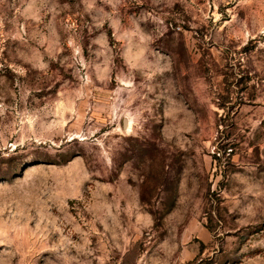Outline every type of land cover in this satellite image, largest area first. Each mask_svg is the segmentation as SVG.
<instances>
[{
    "label": "rangeland",
    "instance_id": "rangeland-1",
    "mask_svg": "<svg viewBox=\"0 0 264 264\" xmlns=\"http://www.w3.org/2000/svg\"><path fill=\"white\" fill-rule=\"evenodd\" d=\"M0 264H264V0H0Z\"/></svg>",
    "mask_w": 264,
    "mask_h": 264
},
{
    "label": "bare ground",
    "instance_id": "bare-ground-1",
    "mask_svg": "<svg viewBox=\"0 0 264 264\" xmlns=\"http://www.w3.org/2000/svg\"><path fill=\"white\" fill-rule=\"evenodd\" d=\"M127 125H128V127L130 126L129 121H128V124Z\"/></svg>",
    "mask_w": 264,
    "mask_h": 264
}]
</instances>
